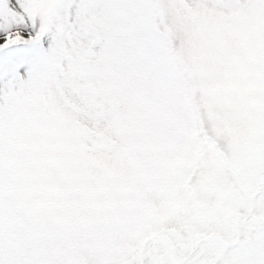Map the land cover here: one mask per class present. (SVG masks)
Listing matches in <instances>:
<instances>
[{
  "label": "snow or ice",
  "instance_id": "obj_1",
  "mask_svg": "<svg viewBox=\"0 0 264 264\" xmlns=\"http://www.w3.org/2000/svg\"><path fill=\"white\" fill-rule=\"evenodd\" d=\"M0 264H264V0H0Z\"/></svg>",
  "mask_w": 264,
  "mask_h": 264
}]
</instances>
